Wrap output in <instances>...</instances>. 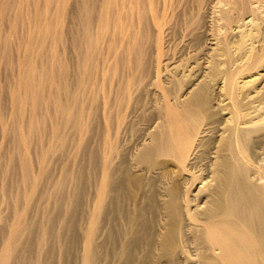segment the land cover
<instances>
[{
	"label": "bare ground",
	"instance_id": "6f19581e",
	"mask_svg": "<svg viewBox=\"0 0 264 264\" xmlns=\"http://www.w3.org/2000/svg\"><path fill=\"white\" fill-rule=\"evenodd\" d=\"M99 1L102 2L99 8L97 5L94 6H97L94 16L96 14L98 16L96 17L97 21L94 20L96 24L93 25L94 27L98 26L99 29L98 27L96 28L97 31L95 29L96 33L93 36L98 38L99 35L101 39L103 35L108 33L107 30L106 32L104 30L109 27L106 26L110 24V21H112L113 27L111 34H106L107 37L110 36L109 39H105L106 43L103 42L104 37L101 43L100 39L96 41H92L94 39L91 38L90 41L87 39L88 44L92 41V48L86 51L88 53L84 51L86 58H91V60L89 59L90 64L87 62L88 66H85V69L88 67L89 71L82 69V75L85 76L84 81L92 79L95 73H99V65L100 67L102 65L110 67L109 62L107 63L108 60L111 59L110 62L113 65L112 58L116 60L117 57L122 59L124 56H128V59L130 58L129 60L132 61H126L128 59L123 61L122 59L125 74L120 70L123 64L120 65L121 61H117L121 66L116 63L119 66L116 69L117 73L122 72L123 74L119 75L124 76L116 85L120 78L116 74L115 85L118 88H115L117 89L116 94L111 86L114 97L111 96V90L105 91L108 87L110 88L109 84L107 88L104 86V84L107 85L106 76L102 78V82H104L102 86L105 87L104 90L102 89L103 91L99 90L101 80L98 81L99 87L97 83H94L97 82V77L93 78L94 82L92 80L88 84L89 87L87 86L88 89L92 90V92L91 90L87 91L89 92L88 95L90 92L96 91L95 93L99 94L100 91L102 93L105 91L103 93L105 96L109 94L112 97V99L109 98V101V96L106 97V100L105 96L102 95V102L100 100L101 104L97 110L99 113H96L97 115L100 114L99 119H97L98 125H95L98 135L96 138L98 140V174L93 208L90 212L88 211L90 215L86 216V219L90 216L89 220L85 221V223L90 221L93 225L91 227L89 224L90 228L87 224L88 226H84V229L88 227L86 232H80L84 239L83 243L81 242L82 246L80 245L82 250L80 247L79 252L72 248L61 249L62 246L55 248L56 245L50 242L49 246L44 248L45 251H42L43 248L41 251L39 250L43 252L41 261L40 258H37L40 256H37L38 260L30 261L31 257H27L29 259L28 261L26 259L27 263L25 258L22 260L19 258V262L24 260L23 263L25 264H264V22L260 21V25L254 21L257 24L252 23L251 27L245 26L246 28L240 29V32L236 33L237 37L235 35V39H232L233 41L227 40L241 51L240 55L234 57L233 60V57L228 58L230 48H227L226 41H223L224 44L221 45L218 43L217 47L216 43V48L213 44L211 48L216 50L212 56L211 53L214 50L211 48L212 51L206 50L208 53L205 52L204 55L209 56L210 53L214 64H211L212 61L208 59L210 63L207 62L206 65L204 61L209 57H203L205 59L204 61L202 59L203 67L205 66L204 72L201 71L202 74L199 75L197 72L200 69H197L196 65L194 68L198 71H195V74L198 76L195 75L196 78H194L193 74L190 73L194 81L187 85L182 92L178 91L177 85L179 83L176 84L175 78L165 77L167 79L164 78L165 81L163 80V88L160 81V92L153 94L152 90L151 94L148 95L146 94L147 88H150L152 77L148 76L150 79H147L146 74L150 73L145 74V80H150L149 86H147L148 82L145 83L143 79L144 83L140 79V82L138 81L139 67L142 66L144 70L146 61H142L144 66L138 64L137 71L133 70L128 66H133L132 63L136 64L133 62V57L135 56L137 61L138 54H131V59L129 52L135 53L136 51L137 53L140 51L137 44L141 41L135 42L138 39V35L135 38V34L137 31L138 34L140 33L138 29L141 28L142 24L140 26L138 23L143 22V17L148 16V19L157 20L156 23L159 27L162 25V22L158 21V14L161 13L159 8L161 9V7H157L159 11L156 9L158 13L155 14L158 16L155 17V14L151 12L155 11L152 10V3L154 6L156 1L158 3L160 1ZM167 1L161 2L163 4L161 17H165L167 6L170 4L169 2L167 5ZM254 1L257 2L258 0H224L227 7L225 9L224 5L225 10L222 9L221 17L216 16V19L221 18V28L223 26L222 20L225 21L226 19L224 24L227 22L225 25H229L228 22L231 18H238V15H236L237 18L233 16L234 13L239 14V16L251 13V16L253 15L258 19L263 8L255 16L254 12L258 11V7H260L256 5L261 2L254 5L255 8L252 13L250 10L254 6L251 3ZM140 2H145L147 8H143V3L140 4ZM221 2L223 4V1ZM140 6H143L145 11L146 9L150 10L151 17L146 13L141 14L143 9L140 10ZM170 9L174 13V7ZM139 10L141 11L140 16L143 15V17L139 16ZM168 13L167 11V15H169ZM212 15L214 14L212 13ZM240 18L242 19V16ZM153 20H151L152 23ZM185 20L183 19V21ZM215 21L217 22V20ZM249 21L251 20L247 22ZM135 23L140 28H137ZM185 23L182 25L187 26L188 21L186 25ZM242 24H245V21H242ZM225 25L224 27L228 28ZM189 27L193 26H188V29H190ZM91 29L94 30V28ZM141 29L144 31V28ZM183 29L185 30V28ZM93 30H91L92 33ZM158 30L160 31V28ZM192 30L190 29V31ZM100 31H104L105 34H98ZM143 31L141 30V36L139 35L142 41ZM159 31H157L158 35L160 34ZM185 31L189 30L186 29ZM116 40L121 44L122 42L127 43L124 46V51L120 46L121 44L118 43L121 48L116 46L124 53L125 50L127 51L123 57V53L119 52L120 56L117 54L119 48L116 49L112 46L117 42ZM130 41L137 45H135L136 48H134V44L130 46ZM220 42L222 43V41ZM140 44L142 46L144 43L141 42ZM141 46L140 48H144V45ZM88 47L90 46L88 45ZM111 48L113 51L115 48L112 55H118L117 57L110 56ZM133 48L134 50L138 48L139 51H134ZM158 49L161 50V48ZM108 52H111L108 54L109 59L107 58ZM144 54L147 55L143 52V56ZM224 54L227 55V58ZM80 55L84 57L82 53ZM220 55H224L227 59L226 63L229 62L228 59H231L229 66L227 63L228 67L226 65L224 67L222 62L220 64V61L225 59L223 57L219 61ZM237 60L239 61L237 62ZM105 62L108 65H105ZM196 62L194 61L195 64H197ZM116 64H114V68ZM173 66L176 67L174 63ZM173 66L168 67L173 68ZM200 66L202 67V65ZM126 67L129 72L130 69L135 71L136 76L139 74L135 79L144 86L141 84V87L136 84L132 77L134 74L131 73L133 71L130 72L132 75L130 77L134 80V84L132 79H128L129 72L126 73ZM110 70L105 71L108 73ZM143 70L139 78L143 76ZM144 71L147 72L148 70ZM174 71L176 68L172 73ZM106 72L104 73L107 74ZM176 73L178 74L177 71ZM108 74L110 75V73ZM155 74L158 76L157 72ZM109 75L107 77L114 80V77ZM97 76L99 77V75ZM241 76L242 79L238 80ZM216 78H220L221 83L217 86L214 85V88L211 87L214 89V96H211V88L209 89L208 84ZM87 83L83 82V86H86ZM93 83L99 92L94 88ZM135 84L141 89L137 86L138 94L136 93L134 97L132 96L133 91H137L136 88H133ZM156 86L158 91V85L156 84ZM85 89L80 91L85 92ZM82 94L79 96L82 97ZM97 96L96 99L101 97V95L100 97ZM85 99H88L87 94ZM98 100L96 104H98ZM83 103L85 102L80 103V105ZM82 106L86 108L84 104ZM81 107L78 109L80 110ZM83 108L81 110L85 112L86 109ZM80 111L79 113H82ZM88 111L85 113L88 114ZM80 116L84 120V114H80ZM43 240L46 241L45 236ZM5 254L2 257L3 260L5 256L9 257V254ZM12 255L10 254V258L16 256L15 254ZM8 257H5L8 259L7 263H9ZM16 258L14 257V259ZM5 262L6 260L3 263ZM16 263L18 264V262Z\"/></svg>",
	"mask_w": 264,
	"mask_h": 264
},
{
	"label": "rangeland",
	"instance_id": "374dc122",
	"mask_svg": "<svg viewBox=\"0 0 264 264\" xmlns=\"http://www.w3.org/2000/svg\"><path fill=\"white\" fill-rule=\"evenodd\" d=\"M98 1L99 0L95 3V0H0V259L3 257V254H9V257H5L9 258V263L11 262V264H15L16 262H18V264H25L23 263L24 260L26 261L27 259L28 261L30 257L34 258H30V261L38 260L37 258H40L39 260L41 261L43 252L40 251L42 248V251H45L44 248L49 246L48 244H50V242L56 245L55 248L62 246L61 249L66 247V249L72 248L76 252H79L82 250L81 246L84 239L80 232H86L88 227L84 229V226L87 224H90L91 227L93 225L90 221L89 223H85V221L89 220L90 216L87 219L86 216L90 215L88 211L90 212L93 208L98 174V140H96L98 135L96 134L97 129L95 128L98 125L97 119H99L100 114L97 115L96 113H99L97 110L102 102V95L105 96V94H103L105 91L114 88L113 91H115L116 94V90L118 89L116 85L119 84V80L124 76L121 77L119 75L125 70L123 61L128 59V56H124L127 51L125 50V53L123 52L125 49L124 46H126L127 43L122 42L121 44L116 40L117 42L115 41L116 43L112 46L116 49L122 46L123 51L120 50V47L117 54L120 56L121 54L119 52L123 53V61L120 59L121 57H117L118 55H112L114 54L113 52H115V48L114 51L111 48L112 53L108 52L107 55L111 53L110 56L117 57L116 60L112 58L114 64H118L117 61L122 62L119 64H123L121 65L123 67L118 64L122 68L120 69L122 72L119 74L117 73L116 69L119 68V66L116 64L114 68V64H111L110 59L108 61L106 60L107 63L109 62L110 67L105 66V68L103 65L101 67L99 65L98 69L101 73L98 71L99 73H95L92 79L84 81L85 76L82 75V69L89 71L88 67L85 69V66H88L87 62L90 64L91 60V58H86V53H88L86 51L92 48V41L100 39L99 35L98 38L93 36L99 29L97 25L98 29L93 26L96 24L94 20L97 21L96 17L98 16L97 14L94 16V13H96L94 12L96 11L95 8H97V6L99 8L101 5L100 3H102L100 1L98 3ZM159 1L160 3L157 1L155 2V0L152 1L156 4L153 6L152 3V10L155 11L151 12L155 14L161 10V13L159 12L160 14H158L159 16L155 14V17H159L158 21L162 22L160 27L156 23L157 20L154 21L151 18H149V20L148 16H140V10L147 8L145 2H142L143 4L140 2L144 7L142 6V8L140 6L141 9L139 8L138 14L140 17H143V22L140 21L141 23L139 22L138 25L141 26L142 24L143 27L141 26V28H144V31L135 23L137 28H140L138 29L140 33L138 34V31L136 32L135 38L138 35V39L135 41L134 38V41L136 43L140 41L144 43L142 44L144 48L141 46V42L137 44L140 51L138 48L135 49L142 53H136L134 48H136L137 45L133 41H130L131 44L129 43L130 46L133 44L134 46L136 45L133 48L135 53H129L130 55L138 54V59L136 61V57H133V62H136V64L132 63V65L134 66L135 64V68L129 65V62L128 67L137 71L138 64L139 66L142 64L144 66L143 62L146 61L145 66L149 68L147 69L144 66V70L148 71L145 72L142 66L139 67L140 76L143 70V76L139 78V72L136 76L135 71L130 69L133 71H130L132 75L134 74L132 76L126 67V73L129 72V80L132 79L130 77L132 76L133 79L138 77V81L139 79L140 81L143 79L145 83L148 82L147 86L151 83L150 88H147L148 92L146 91L148 95L151 94L152 90L153 94L160 92L161 84L163 88V82L167 79L165 77L175 78L177 81L176 84L179 83L177 85L178 91L182 92L187 85L194 81V78H196L195 75L198 76V74L200 75L204 72V62L207 65V62H209L208 59H210L212 61L211 64L213 63L211 56L216 50L211 48L213 44L215 47L217 43V47L218 43L221 45L224 44L223 41H226L225 44H228L227 48H230V53H228L230 55H228V58L233 57V60L234 57L240 55L241 51L236 49L232 42H227V40L231 41L235 39L236 33L238 34L240 29L246 28L245 26L249 28L252 23L258 22V24L261 25L259 22H264V18H261L264 17V0L251 3V5L254 6L261 2L259 5H256L257 7L260 6L258 7V11L255 9L257 14L254 12L256 16L263 8V12L259 13L260 17L258 19L253 17V15L251 16V13L248 15L243 14L244 16H239V14L234 13L235 15L233 14V16L236 17V15H238V18H231L233 22L230 19V22H228L229 25H225L227 22L224 24L226 19L225 21L222 20V28L220 26L222 25L220 24L221 18L216 19V16L221 17L220 15L223 14V12H221L222 9H226L227 3L224 2V0H221L223 4L221 1L217 0H173L174 2L170 0V4L174 3L172 4L173 6L171 5L172 8L174 7V13L173 10L170 9L171 7L169 4L167 9L169 8L170 11L166 9L165 17H161L163 0ZM169 2L167 1V5ZM95 5L97 6L94 7ZM157 7H161V9L159 8L158 10ZM254 8L255 6L250 10L252 13ZM143 10L141 14L146 13V15L151 17V12L149 13L150 10L146 9V11L148 10L147 12L145 9ZM167 11L169 15H167ZM241 16L242 19L240 18ZM247 18L251 20L249 21L251 24L247 22ZM164 19H166V22L169 21L166 23ZM183 19L186 20L183 21ZM151 20H153V23ZM215 20H217V22ZM182 21L184 23L188 21L187 26L182 25L184 24ZM242 21H245V24H242ZM155 23L156 25L154 26ZM111 24L112 21L106 26H109L107 29H103L105 32L107 30L108 33L106 34L108 35H110L112 31L111 28L113 26ZM224 25L228 28L224 27ZM188 26H193L189 28L191 30L194 28L193 30L195 31H190ZM91 28H94V30ZM158 28H160V31ZM183 28L189 31H185ZM91 30H93V33ZM141 30L143 31V41L140 37ZM101 31L98 34H105L104 31ZM157 31H159V35ZM89 33H91L93 37ZM105 35H103V42L105 41L106 43L105 39H109L110 36L107 37V35ZM103 37L99 40L100 43ZM90 38L94 40L88 44L87 39L90 41ZM216 39L222 41V43L218 40L217 42ZM99 41L97 42L99 43ZM118 43L121 45L119 46ZM88 45L90 47H88ZM117 45L119 47H116ZM140 46L142 48H140ZM158 48H161V50ZM142 49L143 51H141ZM155 50H159L161 53L159 51L155 52ZM206 50L209 52L210 50L212 51L211 56L210 53L209 56L204 55ZM143 52L147 53V55L144 54L143 56ZM81 53L85 58L80 55ZM129 53L127 54L129 55ZM224 55H220L221 57L219 56V61ZM110 56L108 55L107 58ZM139 56H143L144 58H140ZM225 56L227 58V55ZM203 57L209 58L204 61L205 59ZM226 58L220 61V64L222 62L224 67L227 66V63L229 66V62H231V59H228L229 62L226 63ZM129 59L126 61H132ZM139 61L143 62L140 63ZM194 61H197V64H195ZM238 61L239 60H237V62ZM84 63L87 64L83 65ZM107 63L105 62V65ZM173 63L176 67L173 66ZM196 65L197 69H200V72L195 69ZM200 65H202V67ZM168 66H173V68H169ZM175 68L178 74L176 71L172 73ZM108 69H111L108 73H110V75L113 73L111 76L114 77V80L113 78L110 79L107 77L109 75L106 72ZM149 70L153 71L151 72ZM154 71L158 73V76ZM195 71H198V74H195ZM83 73L85 74L84 71ZM123 73L125 74V72ZM146 73H150L151 75H147ZM190 73L193 74L194 78ZM116 74L120 76L118 80ZM145 74L147 79L152 77L150 79L152 82L150 80H145ZM97 75H99V77ZM176 75L180 76L177 77ZM103 76H106L107 82L106 80L105 82L107 85L102 82ZM148 76L150 78H148ZM96 77L98 78L97 82H94L93 78L95 79ZM153 78L158 79L157 81L159 82L155 79L153 80ZM133 79L131 80L132 83L134 82ZM240 79H242V76L238 78V80ZM92 80L94 83L98 84H96L98 87L100 84V86L103 87L102 84H104L106 88L110 85V88L108 87L109 89H105L102 93L101 91H103L105 87H99V90H101L99 92L93 83L94 88L99 94L95 93V89L93 90V92H95L91 93L92 90L88 89V84H90ZM100 80L101 83L99 84ZM220 80V78L211 80L208 84L209 89L221 83ZM138 81L135 79L136 84L139 86L144 83L143 81L140 84V81ZM83 82L88 83L86 86H83ZM155 83L158 85V91ZM136 84L133 88H136L137 91L134 90L135 92L133 91L132 96H136L138 90L141 89L138 85L139 89H137ZM81 85L82 88H80ZM142 86H144V84H142ZM212 88L210 89V93L211 96H214V89ZM78 89L79 91L85 89V92H77ZM88 90H91L89 95V92H87ZM113 91L111 90V96L114 94ZM81 93H83L82 97L79 96ZM86 94L88 99L84 100ZM95 94L96 96L99 95V97L101 95L100 98H97L99 99L98 104H96L97 99L95 98ZM107 96H109V94H107L105 98ZM111 96H109L108 99ZM132 96L131 99L133 98ZM110 99H112V97ZM81 101L85 102L83 104L86 108H83V106L81 107V105H83H80V103H82ZM89 104L90 106H88ZM80 107L81 109H86V111L91 108L90 110L93 111L89 110L90 112L88 111V114H86V111L85 113L80 109L82 113H79L80 110L78 108ZM80 114H84V116L86 114L85 117L82 116L84 120L81 118ZM44 236L46 241L43 240ZM38 251L39 253H37ZM10 254H15V258L18 257L16 259H14V257L10 258ZM5 257V263H3V258L1 259L3 261L0 260L2 264L7 263L8 259ZM19 258L21 260L22 258L25 259L19 262Z\"/></svg>",
	"mask_w": 264,
	"mask_h": 264
}]
</instances>
